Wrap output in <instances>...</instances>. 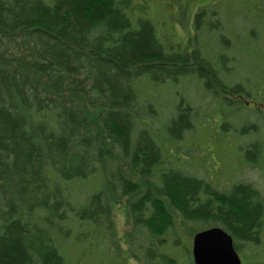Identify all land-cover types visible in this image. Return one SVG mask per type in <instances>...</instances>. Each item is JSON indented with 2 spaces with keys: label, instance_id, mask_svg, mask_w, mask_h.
<instances>
[{
  "label": "trees",
  "instance_id": "1",
  "mask_svg": "<svg viewBox=\"0 0 264 264\" xmlns=\"http://www.w3.org/2000/svg\"><path fill=\"white\" fill-rule=\"evenodd\" d=\"M154 1L0 0V264H75L77 242L83 261L195 264L189 239L213 226L264 251L262 190L222 188L223 165L202 173L193 138L216 108L224 121L245 109L233 94L264 99V73L248 88L234 55L209 51L214 37L235 46L213 0ZM223 127L235 172L264 166L260 126Z\"/></svg>",
  "mask_w": 264,
  "mask_h": 264
},
{
  "label": "rangeland",
  "instance_id": "2",
  "mask_svg": "<svg viewBox=\"0 0 264 264\" xmlns=\"http://www.w3.org/2000/svg\"><path fill=\"white\" fill-rule=\"evenodd\" d=\"M180 1V3H184V0ZM210 1L212 0H200V3L202 2L206 4ZM213 1L219 8L218 15L222 21L223 27L225 28L224 32L229 39H233L235 46L228 50L222 46L217 49L218 40L217 37H214L213 40L208 43L209 51L216 53V55L223 51H226L227 54L229 52L231 56L234 55L236 60L233 63L231 62L233 73L240 81H242L244 86L251 88L256 79H262L260 74L264 73V0ZM260 1H262V7L257 6V3ZM165 2H168V0H155L154 5L159 6L158 9H161L162 7L160 6H163ZM197 4L198 2L193 3L194 7H196ZM166 18L168 19V14L166 15ZM235 31H240L239 33L243 32V34L235 35ZM178 32L182 33V30L179 29ZM262 90L264 91V86L262 87ZM190 98L194 101V103H198L199 98L193 91L190 93ZM247 100L248 99L246 98L243 102H246ZM258 100L259 104L262 106L258 103H247V106L244 107L245 109L242 110V112H236L234 115L230 116L227 121H224L221 117V111L219 110L221 108H216L211 113L210 122H206V124L203 125V128L194 134V140L198 141L200 145L207 149V153L209 154L208 157L211 160L212 166L210 165V162L207 165L204 162L205 166L201 167L202 173L205 171H207L208 174L209 171L211 174L218 171L222 172L223 165L226 166L224 169V175L228 177L233 176L238 164L235 160V155L232 154L233 149H230V147L226 145V142L221 139V126L226 125V127H223L224 132L226 131L225 128L229 126L235 127L239 130V132H251V128L255 126H260L264 131V114L256 111L258 108L264 110V99L258 97ZM199 107L201 110L202 108H205L206 101L203 100ZM224 109L226 108H223V110ZM224 151L228 153H224ZM197 154L201 157V155L204 156L206 154V151L197 150ZM225 154L228 155L226 156ZM206 159H208L207 156ZM239 169L241 172L239 173V170H237V178L241 176L244 180L254 182L258 188L264 191V166L254 167L242 165ZM201 172L199 174H201ZM116 227L119 231V245L112 244V248L109 251L121 256L122 250L127 249L128 246L122 239V236L129 229V224L123 216H117ZM105 237L104 241L110 243L109 238H107V236ZM189 241L193 242V239L190 238ZM121 247L123 249H121ZM241 248L242 249L239 253L242 258V264H264V259L261 258L263 257L261 253L264 251L261 248L255 251L257 255L261 257H251L250 252L247 251L242 244ZM86 249V244H79L77 242L70 249H68V254L71 258H73L75 264H85L86 262L102 264L103 260L107 261L111 259L110 255H112V253H110L109 256H106L105 252L100 249L97 253H95V256H87L83 261V255L85 254L84 251ZM116 254L112 257H116ZM125 264H139V262L135 258H132L129 263L125 262Z\"/></svg>",
  "mask_w": 264,
  "mask_h": 264
},
{
  "label": "water",
  "instance_id": "3",
  "mask_svg": "<svg viewBox=\"0 0 264 264\" xmlns=\"http://www.w3.org/2000/svg\"><path fill=\"white\" fill-rule=\"evenodd\" d=\"M192 252L195 264L242 263L232 237L219 227L195 234Z\"/></svg>",
  "mask_w": 264,
  "mask_h": 264
},
{
  "label": "flooded vegetation",
  "instance_id": "4",
  "mask_svg": "<svg viewBox=\"0 0 264 264\" xmlns=\"http://www.w3.org/2000/svg\"><path fill=\"white\" fill-rule=\"evenodd\" d=\"M247 93H248V91L246 90L244 93H240L238 95L237 94H233V97L235 99H240L241 101H243V100H245L247 98L248 100L246 102L244 101L245 104H247V103H258L259 104V100H257L256 98L253 97V96H255V93L254 92L252 93L251 96H248ZM259 105H261V104H259ZM257 108H258V106H257ZM262 111L264 112L263 109H262ZM230 136H231V134H230ZM230 144H234V146H235L234 138H233V140H232V138H230ZM233 154L235 155V159H236L238 154L236 152H233ZM245 166H250V165H245ZM237 175H238V172L237 171L231 177H228V176L223 175V182H222V186L223 187L222 188L231 189L234 184H236V183H238L240 181L251 182V181H248V180H244L243 177H241V176H239L238 177L239 179H238L237 178ZM251 183H254V182H251ZM254 184L256 185V183H254ZM261 194H262V198H264V191H261ZM254 195L256 196L255 193H254ZM215 227H219V228L223 229L224 231H226L232 237L233 242H234V245H235L237 251H240L242 249L241 248V243L236 239V237L229 230H227L226 228H224L222 226H215Z\"/></svg>",
  "mask_w": 264,
  "mask_h": 264
},
{
  "label": "bare ground",
  "instance_id": "5",
  "mask_svg": "<svg viewBox=\"0 0 264 264\" xmlns=\"http://www.w3.org/2000/svg\"><path fill=\"white\" fill-rule=\"evenodd\" d=\"M241 244H243V245H246L245 243H242V242H240Z\"/></svg>",
  "mask_w": 264,
  "mask_h": 264
}]
</instances>
